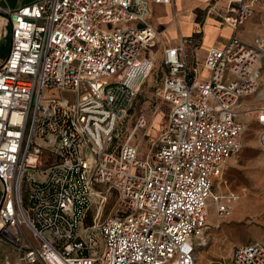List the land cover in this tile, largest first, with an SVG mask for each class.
<instances>
[{
  "label": "built area",
  "instance_id": "2783aa9c",
  "mask_svg": "<svg viewBox=\"0 0 264 264\" xmlns=\"http://www.w3.org/2000/svg\"><path fill=\"white\" fill-rule=\"evenodd\" d=\"M151 2L172 6L178 24L176 0L0 6V44L10 38L0 64V235L16 264H198L211 243L210 202L231 214L233 197L229 205L213 189L243 150V100L264 97V34L252 44L238 36L264 0L212 9L233 35L202 67L189 62L193 37L164 52L156 97L168 123L140 159L132 137L147 118L120 137L164 35ZM51 91L59 96L46 99ZM252 112L264 152V107ZM114 194L120 209L101 222ZM226 264H264V243L234 249Z\"/></svg>",
  "mask_w": 264,
  "mask_h": 264
},
{
  "label": "rangeland",
  "instance_id": "374dc122",
  "mask_svg": "<svg viewBox=\"0 0 264 264\" xmlns=\"http://www.w3.org/2000/svg\"><path fill=\"white\" fill-rule=\"evenodd\" d=\"M207 0H176V8L179 16V25L170 22L173 19L174 8L163 5H154L149 11L150 22L158 29L167 27V32L159 39L155 48L149 50L150 54H156V65L152 74L146 78L140 88L139 96L130 112L129 118L121 134L120 141L124 142L134 129L140 116H145L148 126L139 130L132 143L140 148V159H143L153 143L158 142L165 126L168 123V109L161 106L156 97L157 88L162 85L167 67L163 63L164 53L162 47L178 44L177 34L181 31L186 34L194 25L193 15L198 16V22L205 21L208 14L204 11L202 3ZM221 1V0H217ZM192 8L197 11L193 14ZM211 17L216 16L212 15ZM208 20V19H207ZM168 25V26H167ZM198 40V39H197ZM222 41V39H220ZM207 42V41H205ZM3 46L6 54L10 49V38L5 39ZM4 56H2L3 59ZM200 61L203 57L199 54ZM203 70L200 78L207 73ZM264 89V85L262 87ZM59 94L51 91L45 94V98H55ZM67 96V95H65ZM68 97V96H67ZM256 99H253L255 101ZM250 109H254L253 106ZM243 114V112L241 110ZM240 120L247 125V131L243 137L244 147L240 154L234 157L225 167L223 177L214 185V195L221 197L230 205L231 214L221 217L213 202L209 205V224L211 243L198 252V264H226L234 249L250 243H264V152L259 144L260 126L247 115H241ZM118 198L112 195L104 207L101 222L110 216H115L119 211ZM0 245L12 247L0 235ZM6 255L3 249L0 251V264H5ZM15 259L16 254L14 253Z\"/></svg>",
  "mask_w": 264,
  "mask_h": 264
},
{
  "label": "crops",
  "instance_id": "0c3cea01",
  "mask_svg": "<svg viewBox=\"0 0 264 264\" xmlns=\"http://www.w3.org/2000/svg\"><path fill=\"white\" fill-rule=\"evenodd\" d=\"M36 1L37 0H0V6L5 9L17 10L23 6L31 5L35 3ZM230 1L232 0H221L220 2L217 0H207L206 2L202 3L201 6H204V11H206L208 14L205 21L198 22V16L195 17L193 15L194 25L191 28V30L188 31L186 34H184V32L181 31L180 29L179 31H181L182 35L177 34V37L179 40L178 44L162 47L160 52H162L163 50V53H164L167 49L178 47L181 36L186 37V38L193 37L196 40L198 39L197 41H199V46L198 48L189 49V62L191 65L199 64L202 67L209 49L214 48V47L223 48L225 44L230 40L231 36L233 35V30L230 27L225 26L220 20V18L212 12V9L214 8L219 9L221 11H225ZM154 5H157V4H154L152 2L150 3L149 11H150V8ZM167 7H170V6H167ZM175 11L178 14L176 5H175ZM196 11H197L196 8H192L193 14ZM212 15L216 16L217 19L215 17L214 18L211 17ZM172 21L173 19L171 20L170 24L172 23ZM155 28L159 31H164L167 27H164L163 29H158L157 27ZM263 34H264V12L260 8H258L256 12L254 13V15L246 22V24L238 32V36L244 42L248 44H252L257 37ZM220 39H222V41H220ZM4 41L5 39L2 40L0 44V64L8 57L9 50H10L9 49L6 54V49L3 46ZM158 43H159V40H158ZM199 54H201L202 57L204 58L203 62L200 61ZM4 55L5 57H3L2 59V56ZM153 56L156 59V54H154ZM202 73H203V70H202ZM261 85L262 87L264 85V73H263V78L261 80ZM253 99H256V100L253 101ZM252 106L254 109L264 107V97H262L261 99L255 98V97L246 98L243 100L242 105H241V110L243 112H248L243 115L249 116L252 119V121H254L257 124V117H256L257 115L255 112H252L254 109H250L252 108ZM2 194H3V189H2V184L0 183V202L2 200ZM1 249L7 252V255L5 257L6 258L5 264H16V259L14 256V253H15L14 248L0 245V251ZM231 255H232V252L230 256Z\"/></svg>",
  "mask_w": 264,
  "mask_h": 264
},
{
  "label": "bare ground",
  "instance_id": "6f19581e",
  "mask_svg": "<svg viewBox=\"0 0 264 264\" xmlns=\"http://www.w3.org/2000/svg\"><path fill=\"white\" fill-rule=\"evenodd\" d=\"M178 18H179V16H178ZM173 25L175 26V24L173 23ZM177 26H178V28H180V25H179V19H178V24H177ZM164 32V34L167 32V30L166 31H163ZM180 35H182L181 34V31H180V33H179ZM204 73H206V72H204ZM203 79V78H202ZM246 113H248V112H245V114ZM134 137H132V139H133ZM210 222V221H209Z\"/></svg>",
  "mask_w": 264,
  "mask_h": 264
}]
</instances>
